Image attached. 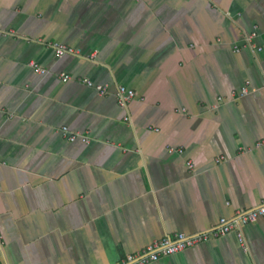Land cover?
<instances>
[{"label":"crops","instance_id":"crops-1","mask_svg":"<svg viewBox=\"0 0 264 264\" xmlns=\"http://www.w3.org/2000/svg\"><path fill=\"white\" fill-rule=\"evenodd\" d=\"M263 201L264 0H0V264H122ZM150 264H264V216Z\"/></svg>","mask_w":264,"mask_h":264},{"label":"built area","instance_id":"built-area-1","mask_svg":"<svg viewBox=\"0 0 264 264\" xmlns=\"http://www.w3.org/2000/svg\"><path fill=\"white\" fill-rule=\"evenodd\" d=\"M254 36L255 33H252L246 37V41L248 44L252 42ZM52 48L56 58H60L66 54L75 53V50L73 48L65 46L63 44L54 43L52 45ZM234 51L239 52L240 48L234 47ZM29 65L41 74H44L46 72L44 69L40 68L34 62H30ZM59 77L64 82L69 81L72 78L70 75L66 73H61ZM77 80L85 84L87 87L95 89L99 93V95L107 94V88L102 85H96L92 81L84 78H79ZM247 86L248 83H245V85L242 87L241 89L242 95L246 94ZM134 97H135L134 91L124 86L117 87L115 91V98L117 104L121 108H125L127 104ZM60 132L70 142H74L76 140H79L82 143L89 142V138L87 135L78 132H71L66 126L61 127ZM187 165L189 169L192 168V164L190 162ZM263 216H264V201L262 204H260L255 208H251L247 210H236L233 217L231 218H224V217L220 218L217 225L208 231H204L196 234H190V235L184 233H176L172 237L166 236L160 238L152 242L151 244L147 245V247L144 250H142L140 253L127 255L122 264L153 263L162 257L181 252L187 248L194 247L205 241L218 238L232 231L238 233V230L242 226L256 222L260 217ZM239 239H241V237Z\"/></svg>","mask_w":264,"mask_h":264}]
</instances>
